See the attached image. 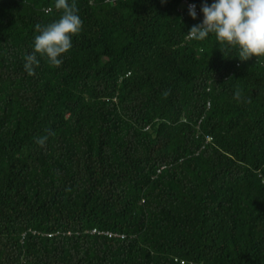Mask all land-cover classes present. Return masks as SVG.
Returning <instances> with one entry per match:
<instances>
[{"label":"trees","instance_id":"obj_1","mask_svg":"<svg viewBox=\"0 0 264 264\" xmlns=\"http://www.w3.org/2000/svg\"><path fill=\"white\" fill-rule=\"evenodd\" d=\"M183 1L74 0L29 75L62 10L0 0V264H264V57L187 39Z\"/></svg>","mask_w":264,"mask_h":264},{"label":"clouds","instance_id":"obj_2","mask_svg":"<svg viewBox=\"0 0 264 264\" xmlns=\"http://www.w3.org/2000/svg\"><path fill=\"white\" fill-rule=\"evenodd\" d=\"M55 7L62 10L58 20L41 26L35 25L38 34L34 36L33 51L26 55L23 64L29 75H33L40 58L59 67L63 54L72 48V37L81 31L83 21L78 15L74 0H55ZM200 13L202 21L193 25L185 35L187 39L203 41L210 34L226 51L235 49L238 59L247 61L251 57H264V0H203ZM188 15L196 19L194 4L189 5ZM240 93L237 91L236 96ZM41 138L39 143H43Z\"/></svg>","mask_w":264,"mask_h":264},{"label":"built area","instance_id":"obj_3","mask_svg":"<svg viewBox=\"0 0 264 264\" xmlns=\"http://www.w3.org/2000/svg\"><path fill=\"white\" fill-rule=\"evenodd\" d=\"M192 4H194V3H192V2H188V1H183V2H182L183 7H184L185 10H187V11H188L189 5H192ZM194 5H195V4H194ZM195 6H196V5H195ZM196 12H197V16H196V17L200 18L201 21H202L203 17L200 16V12H199V10L197 9V7H196ZM90 233H91V234H97V235H105V236H108L109 238L118 236L117 234H113V233H111V232H109V231H104V232H103V231H99V230H97V229H93V230H91Z\"/></svg>","mask_w":264,"mask_h":264}]
</instances>
